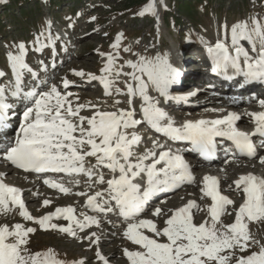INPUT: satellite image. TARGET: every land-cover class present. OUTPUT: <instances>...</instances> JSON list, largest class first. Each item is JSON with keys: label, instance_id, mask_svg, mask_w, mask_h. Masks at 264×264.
<instances>
[{"label": "snow or ice", "instance_id": "obj_1", "mask_svg": "<svg viewBox=\"0 0 264 264\" xmlns=\"http://www.w3.org/2000/svg\"><path fill=\"white\" fill-rule=\"evenodd\" d=\"M148 13L156 14L154 2L141 15ZM36 39L39 44L40 37ZM240 41L251 43V51L255 56L250 55L249 51L240 45ZM231 46L234 54L222 41L208 48L213 61V72L217 70L228 72L231 69L234 75H241L247 81L264 82V25L254 21L251 30L247 24L234 26L231 29ZM17 47L19 54L14 55L11 52L8 54L15 79L10 85L0 84V129L5 126L8 110L13 107L6 102L8 99L6 92L9 88L12 98L20 99L23 95L33 106L27 107L24 112L20 135L15 146L7 150L5 158L25 172L86 173L91 178L93 173L84 168V162L86 157H95L97 165L94 167H103L112 173H119L118 178L107 181V191L110 200L115 201L125 220L139 216L157 194L172 191L178 186L195 181L190 165L180 154L163 151L157 156L155 152L149 151L145 156L135 157L137 162L132 163L135 155L133 148L140 144L141 137L135 133L129 136L127 132L129 128L147 122L155 131L174 140L190 141L194 145L193 150L202 153L205 158H210L216 151L217 137L234 141L242 155L252 157L255 154L256 149L251 136L239 131L235 126L236 121L240 119L235 113H230L224 119L200 120L195 123L187 122L182 127L174 126L175 122L167 112L158 107V102L153 101L148 95L149 84L137 75V71L146 73L156 90L167 98L168 89L176 81L179 73L166 60L161 59L155 63L147 61L141 65L129 62L128 66L133 72H116L117 76L128 75L131 81L138 82L137 86L128 83L126 94L130 97L139 95L142 98V120L134 118V109L117 112L97 110L95 115L89 118L79 115L83 106L73 108L67 95H61L54 86L48 92L38 93L35 88L25 92L23 82L25 71L32 76L36 74L25 63L26 46L21 43ZM41 47L46 45H40L37 50ZM108 61L104 71L112 73L114 58L109 56ZM75 74L81 77L84 75ZM4 77L5 73L0 70V79ZM91 79L96 80L98 77L92 76ZM99 79L105 87V94L112 95L113 81L107 77ZM65 86L67 87V83ZM116 92L119 94L120 90L116 89ZM261 107H264V101L261 102ZM249 115L257 124L252 136L264 137V112L249 113ZM86 148L88 150H85ZM147 160L153 162L146 164ZM260 162L264 164V159ZM157 165L162 167L158 168ZM145 177V188L142 189L140 184L134 183L138 178ZM3 180L4 178L0 177V208L8 210L9 204L15 205L26 220L34 221L44 230L56 228V225H49L52 216L34 220L27 211L20 191L9 187ZM99 182L105 183L103 176H100ZM45 183L64 194L69 192L60 184L51 181ZM236 189L243 192L245 200L238 208L235 222L231 225L222 224L221 217L226 213L229 205H234V201L221 193L220 181L211 176L205 177L203 188V195L213 202L208 209L210 224L207 221L199 225L194 222L192 210H200V206L194 201L176 210L166 221L167 227L163 230H159L156 223L151 220L130 223L124 235L143 251L125 250L128 260L131 264H214V262L228 264L230 256H223L221 253L237 247L241 251L248 250L247 245L251 236L245 221L264 220V178L253 174L241 176L236 182ZM102 195L97 193L96 196L89 198L88 206L96 211H105L101 205L95 203L97 197ZM47 205L48 201H45V206ZM107 211H112L111 207ZM73 212L72 208L58 209L55 216L56 218L63 216L64 219L77 225L80 230L97 223L90 217H86L85 221L81 222L75 219ZM160 213L161 209H156L153 214L159 216ZM217 225H220V229ZM141 229L151 232L154 237H164L167 242H160L157 238L145 235ZM58 230L75 235L71 227ZM34 232L35 229H25L20 224L15 225L14 230H9L7 226L0 227V264H64L63 261L55 258V253L51 250L45 253L30 252L27 247L29 243L27 237ZM237 264H264V246H261L259 252L246 258H238Z\"/></svg>", "mask_w": 264, "mask_h": 264}, {"label": "rangeland", "instance_id": "obj_2", "mask_svg": "<svg viewBox=\"0 0 264 264\" xmlns=\"http://www.w3.org/2000/svg\"><path fill=\"white\" fill-rule=\"evenodd\" d=\"M1 1L0 51L8 47L10 49L18 48L17 46L21 43L28 48L36 46V35L48 32L45 24H49V18H56V27L61 29L68 27L64 24L70 19L67 14H71L76 30L73 34L75 35L74 40H76L75 48L72 50L74 57L69 60L70 64L68 65L73 67L72 73H81L84 68L85 70H83L88 76L95 75L102 78L112 75L116 79L114 82L118 80L117 86L123 89L128 84L127 80L131 81V79H128V75L117 76L116 72H133V69L128 66L129 62L141 65L147 61L155 63L163 59L170 64L171 61L167 54L169 49L173 50L184 44L187 45L196 39L200 42L205 40L214 43L219 36L231 42V29L234 26L247 24L251 30L254 21H259L261 25H264V0H28L25 3H19V0ZM153 2L156 14L141 15ZM181 2L186 3L185 6L181 7ZM7 6H10L11 9H5ZM239 43L244 47L246 44H251L248 41ZM114 45H118V47H114ZM249 54L252 52L249 51ZM109 56L114 58V65L123 63L117 69L113 65L112 73L104 71L109 63ZM4 59H6V55ZM5 65L8 64L0 60V67L4 68ZM138 72V75L142 74ZM69 73L70 71L67 72L68 75ZM75 77L77 78L78 75ZM150 87L152 86L149 85L148 88ZM79 93L82 94L83 101L87 103V108L93 107L91 104L93 97L97 96L98 101L101 100L96 91H80ZM121 94L123 95L122 92L117 93L118 98L114 102L102 99L98 105L115 108L117 112L120 106L116 102L119 101ZM125 98L126 95L122 100ZM124 105L126 106L127 103ZM121 106H123L122 103ZM87 114L84 116L90 118L95 115V112L91 113L90 111ZM9 177L11 181L16 180L20 185H23L25 190L32 184L30 178L25 180L21 176L18 178L13 174ZM37 192L36 190L35 193ZM185 192L189 196L196 194L194 189H188ZM29 194L32 196L34 192ZM184 196L180 195L178 199L181 200ZM65 200L66 202H77L74 199ZM30 203L29 214L34 220L43 219L48 215L52 216L43 208L39 213L34 212L41 206L45 207L42 198ZM20 213L10 209H0V227L7 226L9 230H14L15 225L20 224L25 229H35V232L30 233L27 237L29 241L27 247L31 253H45L51 250L55 253V258L63 261L64 264H80V262L86 264L89 257L97 255L96 260H92L91 264H105L106 259L101 254L92 251V247L88 248V252H80V248L76 250V247L65 246L66 238L64 237V239V235L58 230L64 228L63 224H50L56 225V228L44 230L34 221L24 219ZM229 213L228 217L232 214ZM230 222L233 224V221ZM230 222L225 221L222 224L231 225ZM246 223L251 236L247 245L248 250L241 251L237 247L234 250L226 251L223 256H230L228 264H237L238 258H246L259 252L261 246H264V220ZM217 228L220 229V226L217 225ZM84 237L86 240L88 239V236ZM83 246L84 244H80V247ZM107 264L110 263L107 262Z\"/></svg>", "mask_w": 264, "mask_h": 264}, {"label": "bare ground", "instance_id": "obj_3", "mask_svg": "<svg viewBox=\"0 0 264 264\" xmlns=\"http://www.w3.org/2000/svg\"><path fill=\"white\" fill-rule=\"evenodd\" d=\"M75 41L76 40H74V44H75ZM187 47H188V45H186L184 47H182V46L181 47H176L173 50L169 49V51L167 52L168 57L170 58V61H171V63H170L171 67H173V68L176 67L177 68L176 70H178L179 72H181L185 76L184 79H183V86L191 84L192 81H194V75H195L194 73L191 72V70H193V68H191L190 65H189V62L191 60H193V58H194L193 57L194 54H192L190 52L185 54V48H187ZM64 56H66V50H65ZM64 60H66V59H64ZM194 60H197V58H194ZM121 64H123V63L120 62L118 64H115L114 68L117 69L118 66L121 65ZM193 67H195V66H193ZM146 75H147L146 73L140 74V76L144 80L148 79V77ZM77 78H79V76ZM128 79H131L130 76L128 77ZM127 82L128 83H133L134 86H136L138 84V82L129 81V80H127ZM196 86L197 85H193V87H191V88L196 89ZM179 95H182V94H180V93H176L175 94V96H179ZM153 96H155V93H153ZM206 96L208 97V95H206ZM184 97H185V102H186L185 104H187V102H189V103L194 102V105L192 106V108H190L189 111L186 112L185 114H186V117H191V118L195 119V122H198L200 120H208V121H210V119L215 118L218 115L217 110H218L219 106L216 104V101H215L216 99L215 98L213 99V98L208 97L207 101L203 104L196 97H194V98H192L191 96H189V97L188 96H184ZM92 99L94 101L98 100L97 96L93 97ZM152 99H153V101L155 100L154 97H152ZM136 102L138 103L137 107H136L137 115L141 116L142 115L141 107L143 105V101L138 96L137 99H136ZM125 103H126V98L124 100H122L123 106H125L124 105ZM104 108L105 107H103V106H99V108H97L95 110H91V111L92 112H94L96 110L103 111ZM213 109H215V111ZM168 111H169V108H168ZM85 115H86V113H85ZM171 118H173V117H171ZM227 170H229V168H227ZM230 172H233V170L230 169ZM225 184H226L227 188L229 189L228 184L227 183H225ZM197 194H199V191H197ZM41 197H42V195L38 194L36 197H32L31 200H39ZM9 205H11V204H9ZM30 205H31V203H30ZM82 206L84 207V205H82ZM51 208H52V206H50V209ZM0 209H2V208H0ZM28 210H30L29 207H28ZM40 210H42V209L39 208L38 211H40ZM77 210H79V207L76 208V211ZM149 219L155 220L156 218L154 216H152V217H149ZM156 221H160V225L161 226H165L166 225L164 220H156ZM50 222L51 221H49V223ZM138 222L139 221H137L136 223H138ZM1 225H2V223H1ZM71 226H73V225H71ZM112 228H110V226H100V227L98 226V227H95L94 231H91V232L87 233V235H88V239L87 240L85 239V237H83L81 235H77L76 234L75 237L71 238V236H68L66 234V235L63 236V238L64 237L66 238V239L64 238L65 242H66L65 246H67V247H69V246L76 247L75 248L76 250H79L78 248H80V252H86L88 250V248L90 249L92 247V251H94L96 254H98V253L101 254L104 257V259H106L105 261H107L110 264H131V262L128 260L127 256L125 255V252H124V248L125 247L129 248V247L126 246V243L121 238V235L123 233L120 230H117V229L113 230ZM143 231H144V229H141V232L144 234ZM146 233L147 232H145V234ZM80 244H84V246L80 247ZM225 252L221 253V255H224ZM96 258H97V255L96 256L92 255L91 257L88 258L86 264H91V261L92 260L95 261ZM98 262H100V261H98ZM97 264H99V263H97Z\"/></svg>", "mask_w": 264, "mask_h": 264}, {"label": "trees", "instance_id": "obj_4", "mask_svg": "<svg viewBox=\"0 0 264 264\" xmlns=\"http://www.w3.org/2000/svg\"><path fill=\"white\" fill-rule=\"evenodd\" d=\"M21 1H22V2H25V1H27V0H21ZM180 5H181V7H183V6L185 5V3L181 2Z\"/></svg>", "mask_w": 264, "mask_h": 264}]
</instances>
